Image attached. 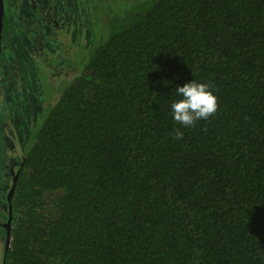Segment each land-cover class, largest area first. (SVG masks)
I'll return each instance as SVG.
<instances>
[{
	"label": "trees",
	"instance_id": "16d2710c",
	"mask_svg": "<svg viewBox=\"0 0 264 264\" xmlns=\"http://www.w3.org/2000/svg\"><path fill=\"white\" fill-rule=\"evenodd\" d=\"M105 33L29 139L0 264H264V0H136ZM191 81L218 110L185 127Z\"/></svg>",
	"mask_w": 264,
	"mask_h": 264
},
{
	"label": "rangeland",
	"instance_id": "374dc122",
	"mask_svg": "<svg viewBox=\"0 0 264 264\" xmlns=\"http://www.w3.org/2000/svg\"><path fill=\"white\" fill-rule=\"evenodd\" d=\"M43 1L4 0L11 32L2 42L0 64V221L7 219L9 177L49 109L84 74L90 51L105 38L113 13L136 0ZM64 192L46 194L42 211L47 219L58 215L56 205ZM4 244L5 231L0 230V258Z\"/></svg>",
	"mask_w": 264,
	"mask_h": 264
},
{
	"label": "clouds",
	"instance_id": "9594fccd",
	"mask_svg": "<svg viewBox=\"0 0 264 264\" xmlns=\"http://www.w3.org/2000/svg\"><path fill=\"white\" fill-rule=\"evenodd\" d=\"M209 83L191 81L176 88L181 97L171 104L173 120L185 127H194L200 120H207L218 110V98ZM175 140H182L184 133L179 128L171 134Z\"/></svg>",
	"mask_w": 264,
	"mask_h": 264
},
{
	"label": "water",
	"instance_id": "95a60500",
	"mask_svg": "<svg viewBox=\"0 0 264 264\" xmlns=\"http://www.w3.org/2000/svg\"><path fill=\"white\" fill-rule=\"evenodd\" d=\"M5 11H4V0H0V57H1V51H2V31H3V21H4ZM23 166V161H21L20 168L17 170V172L12 177V184L9 188V191L6 195V201H7V207H8V218L7 222L5 223V244H4V255L9 250L10 242H11V225L13 220V196L16 188V183L18 180V177L20 175L21 169Z\"/></svg>",
	"mask_w": 264,
	"mask_h": 264
},
{
	"label": "flooded vegetation",
	"instance_id": "af4514ba",
	"mask_svg": "<svg viewBox=\"0 0 264 264\" xmlns=\"http://www.w3.org/2000/svg\"><path fill=\"white\" fill-rule=\"evenodd\" d=\"M43 1V0H42ZM44 2V1H43ZM5 17V16H4ZM2 42H3V38H2ZM1 54H2V51H1ZM2 60H3V58H2V56L0 57V64L2 63ZM21 160L22 159H20V161H19V165H18V167H17V170L20 168V164H21ZM12 177H13V175L12 176H10L9 177V179H10V181H11V184H12ZM11 184H10V186H11ZM1 190H2V187H1V180H0V195H1ZM7 191H9V190H7ZM6 196V195H5ZM8 218V217H7ZM7 222V219L5 220V221H3V219L0 221V230H4L5 231V223Z\"/></svg>",
	"mask_w": 264,
	"mask_h": 264
}]
</instances>
